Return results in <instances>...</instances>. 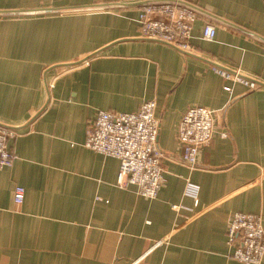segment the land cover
<instances>
[{
    "label": "crops",
    "instance_id": "obj_1",
    "mask_svg": "<svg viewBox=\"0 0 264 264\" xmlns=\"http://www.w3.org/2000/svg\"><path fill=\"white\" fill-rule=\"evenodd\" d=\"M117 1L131 0H0V10L60 8L0 14V121L18 127V157L0 167V264H245L227 236L235 211L264 222V0H189L252 33L201 13L188 52L140 37L141 6L96 8ZM209 21L213 40L202 37ZM149 99L165 152L156 198L119 186L120 160L84 144L99 110ZM196 104L217 110L216 130L191 168L178 128Z\"/></svg>",
    "mask_w": 264,
    "mask_h": 264
},
{
    "label": "built area",
    "instance_id": "obj_2",
    "mask_svg": "<svg viewBox=\"0 0 264 264\" xmlns=\"http://www.w3.org/2000/svg\"><path fill=\"white\" fill-rule=\"evenodd\" d=\"M139 21L143 38L163 41L180 50H191L193 29L199 13L178 2L154 3L140 7ZM217 25L207 22L202 37L213 40ZM213 68L226 78H233L249 88L260 86L256 78L238 69L232 72L215 66ZM244 74V75H243ZM157 101L149 99L136 111L99 110L96 118L89 124L84 144L104 155L120 160L118 185L135 186L142 196L156 198L162 188V159L164 150L158 143L160 120L156 113ZM217 110L206 105H192L184 112L178 128V139L183 146L182 157L191 168L199 165L201 148L210 144L216 127ZM1 122V121H0ZM226 135V132H222ZM18 134V129L0 124V167L12 166L18 155L10 147L9 140ZM195 205L199 204V186L188 182ZM26 189L16 185L15 202L21 204ZM178 205L172 204L176 208ZM228 244L230 255L245 264H260L264 258V222L261 213L235 211L228 224ZM140 259V258H139ZM138 259V260H139Z\"/></svg>",
    "mask_w": 264,
    "mask_h": 264
},
{
    "label": "water",
    "instance_id": "obj_3",
    "mask_svg": "<svg viewBox=\"0 0 264 264\" xmlns=\"http://www.w3.org/2000/svg\"><path fill=\"white\" fill-rule=\"evenodd\" d=\"M166 2H178L181 4H184L190 8H193L194 10H196L199 14L204 13L212 18H216L219 19L225 23L231 24L235 27H238L240 29H243L247 32H250L249 30L244 29L243 27L233 24L223 18H220L218 16H216L215 14H212L206 10H204L203 8H201L200 6H198L197 4H194L193 2L189 1V0H131V1H117V2H105V3H100L98 6H96V8H110L111 6H124V5H138V6H143V5H149V4H154V3H166ZM60 8H38L35 10H26V9H22V10H0V14H5V13H27V12H45V11H53V10H58ZM252 33V32H250ZM143 38V37H142ZM259 38H261L262 40H264V37L259 36ZM144 39H148V40H155V39H149V38H144ZM158 41V40H155ZM160 41V40H159ZM163 42V41H160ZM172 46V45H171ZM177 48V47H176ZM184 51V50H183ZM184 52H188V51H184ZM211 62L212 65L215 66H219L225 69H228L232 72H236V70L232 69L231 67H228L224 64H221L219 62H216L214 60H209ZM244 75V74H243ZM259 84L263 85V82L260 80H256ZM0 124L5 125L7 127H11V128H15L18 129L17 126H13V125H9V124H5L3 122H0Z\"/></svg>",
    "mask_w": 264,
    "mask_h": 264
}]
</instances>
